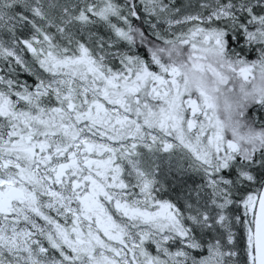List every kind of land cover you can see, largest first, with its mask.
Returning <instances> with one entry per match:
<instances>
[{
	"label": "rangeland",
	"instance_id": "rangeland-1",
	"mask_svg": "<svg viewBox=\"0 0 264 264\" xmlns=\"http://www.w3.org/2000/svg\"><path fill=\"white\" fill-rule=\"evenodd\" d=\"M11 1L27 6L48 36L54 54L71 55L81 42L105 72L129 75L122 66L131 70L136 65V61L131 66L125 63L126 59L133 60L131 50L119 42L94 34L90 27L76 20L80 7L87 0H0V67L18 66L34 79L38 89L30 97L32 106L40 109L57 107L71 121L76 118L79 123V137L71 145L65 144L61 137L47 138L54 144V150L59 143L64 144L59 147L62 151L51 154L43 153V149L39 152L38 158L49 165L44 169L35 164L31 167L33 179L30 186L21 178V164L0 155V196L3 201L0 211V264H111L108 259L116 260L117 264H245L240 246L245 228L242 208L232 194L233 181L213 175V170L209 171L197 161L195 157L202 152L194 143L203 144V150L209 156L223 149V122H240L237 115H242L253 101L264 98L262 66L234 65V69H238V81L221 80L215 76L212 79L214 89L221 96L214 102L206 95L201 101L189 99L191 90L187 84L179 85V92L176 87H165L167 84L156 75L147 73V78H138L131 90L127 82L115 85L124 99L115 98L104 104L68 73L48 74L26 59L11 36L10 30L15 23L6 8ZM261 6H264L263 0H142L141 9L153 35L164 41L177 40L193 29L205 30L212 36L198 35L194 42L204 51H211L216 47L221 31L236 32L240 28V16ZM257 50L264 60V48ZM193 65L208 78L207 67ZM3 72L0 74V90L11 94L17 87L16 75L8 69ZM151 83L154 86H150ZM107 87L111 89L110 85ZM107 87L102 89L101 95L107 96ZM226 87L232 96L223 94ZM146 94L155 97L158 103L150 106L143 102L141 96ZM129 101H134L137 106L132 112L126 105L128 109L125 111L132 117V127L134 130L144 128L137 137L140 138L138 141L109 133V129L121 128L120 122H116L124 116L119 108H124V102ZM224 108L227 110H221ZM105 110L117 119L107 118V124L102 119H93V114L103 111L104 115ZM260 111L264 113V106ZM200 117L204 120L198 123L197 131H192L196 124L191 122ZM205 125L209 127L208 131ZM183 129L196 139L185 136ZM240 131L245 134L244 146H250L248 144L255 141V136L264 138V134ZM170 135L174 140L182 141L184 147L171 141L167 137ZM69 136V140H73L75 134ZM20 137L29 139L30 135ZM25 154L31 161L37 158L34 152L31 156L27 151ZM106 162H113L114 168H118L115 175L122 180L120 188H123L107 189L110 196L133 208L158 207L159 210L149 212H158L159 217L168 215V205L162 198L168 194L167 183L172 175L178 178L188 175L194 183L200 180L193 192H188L189 200L181 206L192 234L186 239H178L160 219L157 222L152 218L157 226L154 227L146 226L145 219L137 223L114 214L116 234L109 237L111 240L104 247L96 242L95 261L89 260L82 254L85 251L81 246L89 241L83 236H88L89 230L100 233L98 225L101 224L98 218L87 216L94 210H82L94 208L98 203L90 195L92 187L80 185L77 175L79 180L81 173L98 179L95 167ZM234 169L237 180L254 182L247 169ZM141 211L147 215V210ZM76 225L80 229L79 234Z\"/></svg>",
	"mask_w": 264,
	"mask_h": 264
},
{
	"label": "trees",
	"instance_id": "trees-1",
	"mask_svg": "<svg viewBox=\"0 0 264 264\" xmlns=\"http://www.w3.org/2000/svg\"><path fill=\"white\" fill-rule=\"evenodd\" d=\"M87 1L85 5L80 7L76 20L80 24L90 27L94 34L100 35L108 41L119 42L132 51L133 60L126 59L125 63L131 66L132 62L136 61V65L131 70H127L125 65H121L126 72L129 71V75H125L122 72H117L114 75L110 71H103L89 49L81 42L78 44L79 48H77L76 52L71 55L54 54L48 36L40 28L25 4L11 1L6 5V8L15 23L10 30L11 36L24 53L26 59L31 61L35 68L48 74L68 73L85 85L104 104L111 102L115 98L124 99L122 97L123 94L118 91L115 85L127 82L130 86L129 90H131L138 78L141 76L147 78V73L156 75L161 82L167 84L165 87H176L179 92L180 89L177 87L187 84L191 90L189 99L195 98L201 101L203 96L206 95L214 102L217 97L221 96L214 89L212 79L215 76H218L221 80H237L236 71L238 72V69H234V65L238 67L236 64L250 67L262 66L261 69L264 70V60L257 50L259 47L264 48V6L253 8L251 12L240 16V28L236 32L221 31V36L218 37V40L216 39V47L211 51H204L196 46L194 39L198 35L208 34L205 30L193 29L185 37L177 40L164 41L153 35L142 13V0ZM208 35L212 36V34ZM213 36L217 37L215 34ZM193 64H201L207 67L208 71L206 74L208 78L204 77ZM5 69L16 75L17 87L15 92L11 94L0 90V107L3 106L1 107L3 109L0 108V155L12 158L21 164L19 166L21 167L19 168V172L22 173L21 178L26 185L30 186L33 179V174L30 173L31 167L35 164L44 169L49 165V163H44L43 159L38 158L39 152L43 149H45L43 153L50 152L51 154L62 151L59 147L64 144L59 143V147H55L54 150V144L47 138L61 137L65 144L71 145L79 137V132L77 131L79 123H77L78 120L76 118L71 121L57 107L40 109L32 106L30 97L38 89L34 79L22 72L18 66L4 65V67H0V74L4 73ZM208 73L211 74L212 78ZM110 80L113 83H110ZM169 82L174 84L170 85ZM108 85L111 86V89L107 87ZM150 86H154L153 83ZM106 87L108 93L107 96H103L101 91ZM226 90L227 87L224 89L223 94L232 96ZM141 99L150 106L158 103L155 97L148 94L141 96ZM126 105L132 112L137 109L134 101L124 102V108H119L124 115L119 118L120 120L106 110L104 115L103 111H101L98 115L93 114L92 117L93 119H102L103 123L106 124L107 118L117 119L116 122H120L118 125L121 128L109 129V133L116 137L122 136V139L138 141L140 138L138 139L137 137H139V134L142 133L141 130L144 128L140 127L134 130L130 123L132 117L125 111L128 109ZM262 106H264V98L257 99L249 104L247 110L242 115L240 114L241 116L237 115L240 122L235 124L223 122L225 128L224 146L218 154L209 156L203 150V144L194 143L200 148L198 151L202 152L201 154L198 153L199 156L194 155L197 161L204 164L209 171L213 170V175L233 181L232 194L242 208V221L245 228V234H243L240 242L245 264H253L252 216L255 203L264 183V138L258 136L260 138L259 141V138L255 136V141L248 144L250 146H244L242 145V140L245 138V134L240 130L250 131L253 134H264V113L260 111ZM114 108L118 107L114 106ZM221 110L224 111L227 108ZM188 113L190 114L191 111ZM111 119L110 121H112ZM203 120V117L193 120L191 124L196 125L193 126L192 131H197L198 123ZM103 127L105 128L106 125L103 124ZM208 129L209 127L207 126L206 131ZM182 133L185 136L187 135V137L190 136L196 139L192 133L187 132L185 129L182 130ZM27 134L30 135L29 139L20 137V135L25 137ZM70 134H75L73 140H69ZM167 137L183 146V142L174 140L172 135ZM229 145L231 146L229 147ZM25 151L28 152L29 156L34 152L37 158H34L33 161L29 160ZM235 167L247 169L253 175L254 182L249 183L237 180ZM88 169L93 170L91 167ZM117 169L114 168L113 162H106L104 165L98 164L95 167L94 173L97 172L99 174L98 179L88 178L81 173V180H79L80 178L77 175L80 185L85 186V188L92 187L90 195L98 203L94 208H82V210H94L93 213L88 212L87 216L98 218L101 224L98 225L101 229L100 233L89 230L88 236H83L84 239L88 237L89 241L85 242L86 245L83 244L81 246L84 249L83 251H85L82 254L86 255L89 260L95 261V258H93L95 243L97 242L98 245L104 247L105 243L111 240L109 237L116 234V229L113 227V224L116 223L114 214L119 215L122 219L137 223L145 219L146 226L153 225L154 227L157 226L152 222V218L154 221L160 219L164 223V227L169 228L178 239H186L187 235L192 234L182 213L181 206L186 200H189L188 192L192 193L197 184L201 183L200 180L194 183L193 178L188 175H183L179 178L172 175L170 182L167 183L168 194L162 198V201H165L166 205H168V215L159 217L158 212L153 214L149 212V210H159L158 207L133 208L128 204L120 203L110 196L107 189H123L120 188L122 187V180L115 175ZM104 203L105 205H103ZM141 210H147V215ZM235 212L238 213V211ZM130 215L133 216L131 217ZM76 227L79 234L80 229L78 225ZM82 235L84 234L82 233ZM107 261L111 264H117L116 260L108 259Z\"/></svg>",
	"mask_w": 264,
	"mask_h": 264
},
{
	"label": "water",
	"instance_id": "water-1",
	"mask_svg": "<svg viewBox=\"0 0 264 264\" xmlns=\"http://www.w3.org/2000/svg\"><path fill=\"white\" fill-rule=\"evenodd\" d=\"M253 264H264V183L259 192L252 220Z\"/></svg>",
	"mask_w": 264,
	"mask_h": 264
},
{
	"label": "flooded vegetation",
	"instance_id": "flooded-vegetation-1",
	"mask_svg": "<svg viewBox=\"0 0 264 264\" xmlns=\"http://www.w3.org/2000/svg\"><path fill=\"white\" fill-rule=\"evenodd\" d=\"M263 67H264V65H263ZM2 202H3V201H2V196H0V211L2 210V206H3V205L1 204ZM7 202H8V200H7Z\"/></svg>",
	"mask_w": 264,
	"mask_h": 264
}]
</instances>
